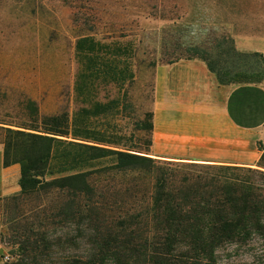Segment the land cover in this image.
Listing matches in <instances>:
<instances>
[{"label":"trees","instance_id":"obj_1","mask_svg":"<svg viewBox=\"0 0 264 264\" xmlns=\"http://www.w3.org/2000/svg\"><path fill=\"white\" fill-rule=\"evenodd\" d=\"M123 37L77 38L73 112L44 114L0 83L3 165H20L21 187L5 210L23 222L5 264H223L229 250L264 251V145L257 168L153 158L154 110L137 138L112 121L123 100L100 98L135 81L140 47ZM173 45L165 63L202 59L220 84L264 80V54L233 36Z\"/></svg>","mask_w":264,"mask_h":264},{"label":"rangeland","instance_id":"obj_2","mask_svg":"<svg viewBox=\"0 0 264 264\" xmlns=\"http://www.w3.org/2000/svg\"><path fill=\"white\" fill-rule=\"evenodd\" d=\"M233 33L264 35V0H0V83L22 91V98L36 100L44 114L69 106L73 112L77 38L124 36L140 47L131 60L135 81L125 85L127 92L107 88L100 98L123 100L121 112L112 121L146 139L144 127L147 112L154 109L157 66L171 56L163 53L175 51L173 44L179 39L197 43ZM0 148L3 152L2 144ZM19 168L4 181L0 154V264L13 261L17 247L10 241L12 232L16 227L22 230L23 222L11 224L10 212L5 210V198L21 190L14 179V172L20 177ZM3 185L18 189L5 193ZM58 257L54 254L52 260L59 261ZM223 264H264V251L257 247L229 250Z\"/></svg>","mask_w":264,"mask_h":264},{"label":"crops","instance_id":"obj_3","mask_svg":"<svg viewBox=\"0 0 264 264\" xmlns=\"http://www.w3.org/2000/svg\"><path fill=\"white\" fill-rule=\"evenodd\" d=\"M233 37L239 50L264 54V35ZM153 110L154 157L243 166H255L261 157L264 80L220 84L202 59L162 63L156 70ZM0 154L5 181L20 166L4 167L1 148ZM15 172L14 179L19 180ZM2 189L10 193L18 188Z\"/></svg>","mask_w":264,"mask_h":264},{"label":"built area","instance_id":"obj_4","mask_svg":"<svg viewBox=\"0 0 264 264\" xmlns=\"http://www.w3.org/2000/svg\"><path fill=\"white\" fill-rule=\"evenodd\" d=\"M8 259V258H7Z\"/></svg>","mask_w":264,"mask_h":264}]
</instances>
